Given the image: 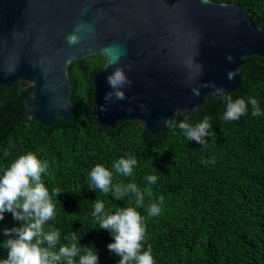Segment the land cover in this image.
I'll use <instances>...</instances> for the list:
<instances>
[{
    "label": "trees",
    "instance_id": "16d2710c",
    "mask_svg": "<svg viewBox=\"0 0 264 264\" xmlns=\"http://www.w3.org/2000/svg\"><path fill=\"white\" fill-rule=\"evenodd\" d=\"M235 3L264 27V0H214ZM104 62L102 56L73 61L68 70L72 84V113L69 120L56 118L51 126L22 116L23 97L28 85L19 89L15 82L0 86V175L18 156L31 151L48 162L42 181L57 196L56 218L45 224V231H60V244H71L70 233L79 236L78 246H90L98 264H118L119 257L108 250L114 237L99 228L93 216L94 202L105 211L135 206L134 195L116 200L88 187L89 172L96 164L111 170L112 162L128 154L135 156L133 175L114 174L113 184L135 182L145 193V247L151 246L156 264H264V56H248L241 65L240 83L229 92L233 100L252 97L261 115L248 112L239 120L224 121L225 101L204 100L188 115L195 125L205 116L212 127L206 144L187 140L177 128L147 133L138 123L123 121L112 128L97 125L91 115V74ZM184 115L172 119L179 122ZM203 160H214L207 165ZM156 175L155 184L146 177ZM164 197L162 212L148 217L146 206ZM0 220V261L7 258L5 229L23 222L10 212ZM80 244V245H79ZM78 262V257L76 258Z\"/></svg>",
    "mask_w": 264,
    "mask_h": 264
},
{
    "label": "water",
    "instance_id": "95a60500",
    "mask_svg": "<svg viewBox=\"0 0 264 264\" xmlns=\"http://www.w3.org/2000/svg\"><path fill=\"white\" fill-rule=\"evenodd\" d=\"M77 24L83 25L80 43L69 45ZM90 56L104 59L90 77L93 121L103 128L132 121L156 134L166 130L164 118L190 115L216 97L204 87L194 96L191 87L207 82L236 90L244 60L264 56V27L237 4L214 0H0V86L31 87L22 100L25 119L44 126L69 120L68 68ZM189 58L203 69L194 83ZM116 67L132 85L123 89L124 100L106 103L112 91L106 77ZM230 69L239 73L233 80Z\"/></svg>",
    "mask_w": 264,
    "mask_h": 264
},
{
    "label": "clouds",
    "instance_id": "9594fccd",
    "mask_svg": "<svg viewBox=\"0 0 264 264\" xmlns=\"http://www.w3.org/2000/svg\"><path fill=\"white\" fill-rule=\"evenodd\" d=\"M205 3L208 0H204ZM83 25L77 24L74 32L66 37L69 45L80 43ZM226 59L231 63L233 56L226 54ZM119 57H113L109 65L117 64ZM190 70L189 80L194 83L197 76L202 74V65L195 63L193 58L185 61ZM130 70V68H129ZM236 69L227 72L228 80H233L237 76ZM106 81L112 91L106 92L105 102H110L113 98L117 100L125 99V87H131L132 81L126 75L123 67H116L107 75ZM211 88L212 95L225 101L226 109L222 115L224 121L239 120L248 112L251 105V115L253 117L261 115V109L255 98H243L233 100V97L222 85L215 83H201L199 87H191L194 96L200 95V88ZM101 112L106 111L104 104L99 106ZM185 118L179 122L171 118H164V125L167 128H179L187 140H194L200 145L206 144V137L212 127L210 117L205 116L194 126L188 123L190 117L185 113ZM206 165L214 160H203ZM137 165L135 156L128 154L127 157H120L112 162L111 170L102 164H96L89 172L88 187L99 190L105 194L110 191L116 200H123L130 194L134 195L135 206L122 207L114 213L105 211V205L100 200H95L93 216L96 218L99 228L108 230L114 240L108 243L109 251L114 252L118 257V264H156L152 254L151 246L145 247L147 228L145 216L137 210L145 207V193L151 196V189L145 188L143 191L135 182L113 184L114 174L124 177L133 175V169ZM49 165L47 161L41 160L38 156L29 151L18 156L0 175V220L3 214L10 212L13 218L23 222L20 227L5 229L4 234L9 237L5 241L8 248L7 258L0 261V264H98V256L90 246H84L83 254L78 246L79 236L76 232L70 233L71 244H60V231L51 229L45 231V224L56 218V202L58 194L62 191L58 187H53L51 192L42 181V174L47 172ZM149 184H155L158 177L148 175L146 177ZM164 197L160 196L156 202L146 206L148 217H157L162 212ZM80 245V244H79ZM78 257V262L76 258Z\"/></svg>",
    "mask_w": 264,
    "mask_h": 264
}]
</instances>
